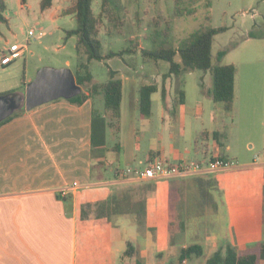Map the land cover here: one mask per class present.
Listing matches in <instances>:
<instances>
[{
	"label": "crops",
	"instance_id": "crops-1",
	"mask_svg": "<svg viewBox=\"0 0 264 264\" xmlns=\"http://www.w3.org/2000/svg\"><path fill=\"white\" fill-rule=\"evenodd\" d=\"M126 65L110 66L122 82L117 130L102 94L79 105L56 99L0 125V264H204L226 244L246 250L264 242V95L256 106L253 90L245 94L246 111L260 105L262 114L241 121L232 114L236 71L231 110L214 102L202 81V94L214 103L205 127L198 120L201 105L186 107L181 93L172 95L177 75L163 88L164 71L161 84L154 83L151 113L141 115L138 90L151 83H141ZM159 94L162 102L155 106ZM240 123L234 150L230 131ZM215 156L234 163L154 179L123 173L155 157L207 162ZM193 244L201 253L181 260V251Z\"/></svg>",
	"mask_w": 264,
	"mask_h": 264
},
{
	"label": "rangeland",
	"instance_id": "rangeland-1",
	"mask_svg": "<svg viewBox=\"0 0 264 264\" xmlns=\"http://www.w3.org/2000/svg\"><path fill=\"white\" fill-rule=\"evenodd\" d=\"M40 1L6 0L7 23L0 24V55L11 43L23 44L25 49L23 54L6 68L0 67V94L22 90L23 78L33 77L41 66L68 67L75 74L79 62L85 61V55L79 54L76 50L77 35L66 36V30L76 26L74 16L63 12L72 0H52L51 7L45 10H41ZM178 1L177 4L176 0H111L107 4L106 11L101 12V0H93L92 10L98 19V38L102 53L124 48L133 49V52L124 54L129 70L135 71L133 74L141 83L147 81L160 85L161 73L168 70L169 63L159 60L155 65L156 61L143 57L141 53L143 48L152 49L161 44L177 46L180 40L198 29L206 26L226 27L224 31L213 37L212 63H217L219 51L226 50L220 63L233 62L236 65L237 99L232 114L241 121L246 118L252 121L260 117L262 114L259 110L260 105L256 106L260 95H264V39H262L264 38V0H210V19L207 22L204 20L207 0ZM188 11L192 13L189 14ZM30 29L34 30V36L28 35ZM39 32H43V35L38 36ZM249 32H252L253 37L256 38L246 41ZM162 39L166 42H162ZM125 63L117 56L103 60L92 59L88 63L92 79L83 86V90L89 89L93 83L105 82L108 78V68L122 67ZM144 73L151 75V78L146 79ZM202 81L206 89H212L213 76L210 71L182 72L173 81L172 95L176 91L181 93L186 107L195 109L201 105L203 110L198 120H202L205 127H208L211 115L214 114L212 107L214 103L202 94L200 87ZM251 90L256 106L249 109L252 112L249 110L248 112L244 107V97ZM154 98L155 106L162 102L160 94L155 95ZM260 101L264 102V98ZM182 106L176 104L177 109ZM255 108L257 111L253 112ZM215 112L219 113L218 110ZM244 125L240 123L230 131L234 150L239 148L237 142L239 143L241 128ZM174 128L176 132L181 130L179 123H176ZM188 128L187 123L186 135L189 132ZM138 129L142 138L143 121H139ZM254 134V140L258 143L261 133L259 131ZM141 143L143 149L144 142ZM176 145L180 149L186 147L178 140ZM141 153L139 152L138 155L140 156ZM194 159L199 160L200 156L197 155ZM106 174L107 178L112 177L111 167Z\"/></svg>",
	"mask_w": 264,
	"mask_h": 264
},
{
	"label": "trees",
	"instance_id": "trees-1",
	"mask_svg": "<svg viewBox=\"0 0 264 264\" xmlns=\"http://www.w3.org/2000/svg\"><path fill=\"white\" fill-rule=\"evenodd\" d=\"M24 2V0H21ZM93 0H72L64 9V14H71L76 20V26L66 30V36L77 35L76 50L79 54L85 55V61H80L75 78L77 84L82 86V91L69 98L67 101L79 105L87 98L94 94H102L105 109L108 111L109 123L118 129L119 111L122 97V82L116 77V71L108 68V78L105 82L93 83L86 91L83 86L91 82L92 74L89 71L88 63L92 59L103 60L106 58L117 56L125 61L124 54L133 52L131 48H124L117 51H108L102 53L101 42L98 38V19L92 10ZM108 2L111 0H101V12L106 11ZM178 4L179 1L176 0ZM52 0H41L40 8L45 10L51 7ZM210 0L205 3L204 20L210 19ZM6 0H0V24L7 23L5 16ZM192 13V11H188ZM226 27H210L206 26L198 29L196 32L188 34L177 46H165L163 44L156 48H143L141 53L143 57L158 61L164 60L169 63L168 70L162 74V83L171 75H178L185 71L202 70L210 71L213 76V87L210 90L212 100L214 102H222L226 110H231L234 100V78L236 65L235 63H220L222 57L226 54V50H221L217 55V63H212L211 46L213 37L224 31ZM166 37V32L164 31ZM249 37H253V33H248ZM162 42H166L162 39ZM162 88V95L164 90ZM158 86L154 83L144 84L138 90L137 107L141 115H149L151 113V95L157 91ZM182 96V94H181ZM60 99V98H59ZM182 101V98L180 99ZM20 110L7 117L0 122V125L7 122L11 118L19 115ZM128 252V250H127ZM200 254L201 247L197 244L190 245L181 251V260L191 254ZM264 260V242L246 250H237L233 245L226 244L224 247L218 248L204 264H260Z\"/></svg>",
	"mask_w": 264,
	"mask_h": 264
},
{
	"label": "water",
	"instance_id": "water-1",
	"mask_svg": "<svg viewBox=\"0 0 264 264\" xmlns=\"http://www.w3.org/2000/svg\"><path fill=\"white\" fill-rule=\"evenodd\" d=\"M81 91L70 68L41 66L22 90L0 94V122L17 111L31 110L59 98L69 99Z\"/></svg>",
	"mask_w": 264,
	"mask_h": 264
},
{
	"label": "built area",
	"instance_id": "built-area-1",
	"mask_svg": "<svg viewBox=\"0 0 264 264\" xmlns=\"http://www.w3.org/2000/svg\"><path fill=\"white\" fill-rule=\"evenodd\" d=\"M33 29L28 31L29 36H34ZM43 32H39L38 36H42ZM25 45L18 43H11L9 47L5 48L0 55V65L5 66L13 62L16 58L21 56L24 52ZM233 161L221 156H215L212 159L205 161L195 160H181L173 162L171 160L155 157L148 160L143 167H128L123 172L124 175H131L139 179H154L170 177L178 174H184L192 171H199L204 167L211 170L227 168L233 165Z\"/></svg>",
	"mask_w": 264,
	"mask_h": 264
}]
</instances>
